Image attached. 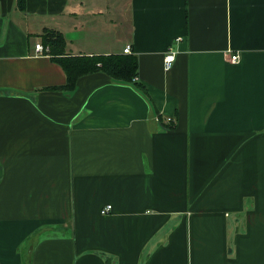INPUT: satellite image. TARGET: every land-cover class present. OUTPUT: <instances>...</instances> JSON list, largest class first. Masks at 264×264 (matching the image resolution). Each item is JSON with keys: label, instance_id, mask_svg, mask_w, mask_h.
<instances>
[{"label": "crops", "instance_id": "0c3cea01", "mask_svg": "<svg viewBox=\"0 0 264 264\" xmlns=\"http://www.w3.org/2000/svg\"><path fill=\"white\" fill-rule=\"evenodd\" d=\"M25 4L0 0V264H264V0ZM45 29L137 79L63 89Z\"/></svg>", "mask_w": 264, "mask_h": 264}, {"label": "trees", "instance_id": "16d2710c", "mask_svg": "<svg viewBox=\"0 0 264 264\" xmlns=\"http://www.w3.org/2000/svg\"><path fill=\"white\" fill-rule=\"evenodd\" d=\"M21 10H26V0H17ZM42 43L48 48L47 54L60 63L68 76V81L63 89L73 91L80 77L89 73L104 71L114 79L131 81L137 77L138 58L133 55H68L66 39L62 32L45 29Z\"/></svg>", "mask_w": 264, "mask_h": 264}, {"label": "built area", "instance_id": "2783aa9c", "mask_svg": "<svg viewBox=\"0 0 264 264\" xmlns=\"http://www.w3.org/2000/svg\"><path fill=\"white\" fill-rule=\"evenodd\" d=\"M177 40H181V38L179 37V38H177ZM35 46H36L37 54H40V55L47 54L48 48L46 46H44L42 42H37L35 44ZM131 51H132L131 46H128L127 48L124 49L125 53H130ZM175 53H176V51L172 48L166 53V55H165V67H166V69H170L173 66L175 58H176ZM239 58H240V54L232 53L231 61L236 62L239 60ZM136 79H137V77L135 78V80ZM167 120L169 123L174 121L173 118H167ZM111 209H112V205L109 204L104 209H102V213L107 214V212H109Z\"/></svg>", "mask_w": 264, "mask_h": 264}]
</instances>
